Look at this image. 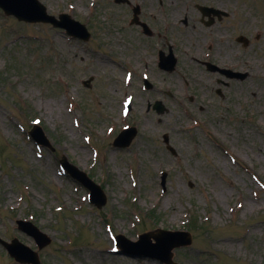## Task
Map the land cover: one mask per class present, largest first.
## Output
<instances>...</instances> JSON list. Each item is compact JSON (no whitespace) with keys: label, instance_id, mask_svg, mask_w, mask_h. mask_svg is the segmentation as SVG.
Listing matches in <instances>:
<instances>
[{"label":"rangeland","instance_id":"374dc122","mask_svg":"<svg viewBox=\"0 0 264 264\" xmlns=\"http://www.w3.org/2000/svg\"><path fill=\"white\" fill-rule=\"evenodd\" d=\"M43 1L53 13L74 2L75 14L85 19L88 0ZM191 1L227 8L229 15L211 27L214 35H226L228 58L219 46L214 59L249 74L218 82L217 73L188 58L172 73L151 68L156 86L135 93L129 121L138 133L125 149L110 144L123 120V71L109 57L134 53L116 45L117 26L126 16L119 18L111 0H103L92 20L94 36L84 45L49 25L21 23L0 11V237H17L36 250L34 240L16 230L15 217L25 218L51 238L37 250L40 264H159L112 253L106 226L135 240L156 228L186 229L187 219H196L190 245L172 251L177 264H264V187L254 181V175L264 180V0ZM198 19L193 10L189 21L196 31L188 39L201 52L208 29ZM101 52L109 57L104 60ZM180 73L192 81L177 79ZM89 76L94 79L87 88L82 80ZM164 85L168 90L158 98L167 111H148L145 97L155 98ZM35 118L52 152L27 137ZM62 156L101 184L103 207L90 204L86 189L59 175ZM161 171L167 173L164 191ZM0 264H17L1 245Z\"/></svg>","mask_w":264,"mask_h":264},{"label":"water","instance_id":"95a60500","mask_svg":"<svg viewBox=\"0 0 264 264\" xmlns=\"http://www.w3.org/2000/svg\"><path fill=\"white\" fill-rule=\"evenodd\" d=\"M20 1L21 0H0V6H2L6 12L14 13L21 19L29 21L46 20L43 10L34 0H27V3L22 6L18 5ZM102 201L103 199L98 202V205H100ZM170 248L171 245L166 249V253Z\"/></svg>","mask_w":264,"mask_h":264},{"label":"bare ground","instance_id":"6f19581e","mask_svg":"<svg viewBox=\"0 0 264 264\" xmlns=\"http://www.w3.org/2000/svg\"><path fill=\"white\" fill-rule=\"evenodd\" d=\"M189 50H190V48H187L186 53H185L186 56H187ZM50 109H51V108H50ZM260 110H262V109H259V111H260Z\"/></svg>","mask_w":264,"mask_h":264}]
</instances>
